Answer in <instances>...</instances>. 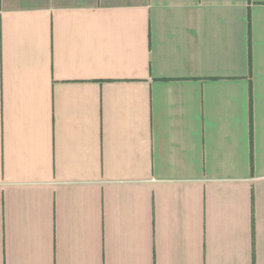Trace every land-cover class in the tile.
<instances>
[{
	"label": "crops",
	"instance_id": "obj_1",
	"mask_svg": "<svg viewBox=\"0 0 264 264\" xmlns=\"http://www.w3.org/2000/svg\"><path fill=\"white\" fill-rule=\"evenodd\" d=\"M0 264H264V0H0Z\"/></svg>",
	"mask_w": 264,
	"mask_h": 264
}]
</instances>
